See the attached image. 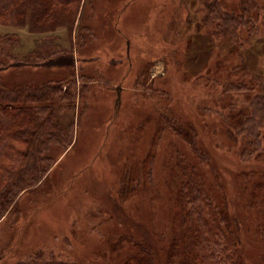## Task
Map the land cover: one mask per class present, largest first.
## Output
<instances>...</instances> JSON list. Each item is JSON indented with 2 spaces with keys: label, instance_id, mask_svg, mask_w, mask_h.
I'll use <instances>...</instances> for the list:
<instances>
[{
  "label": "rangeland",
  "instance_id": "1",
  "mask_svg": "<svg viewBox=\"0 0 264 264\" xmlns=\"http://www.w3.org/2000/svg\"><path fill=\"white\" fill-rule=\"evenodd\" d=\"M257 1L259 11L251 9V0H82L72 33L60 29L44 35L76 53L70 69L75 83L59 84L62 94L72 93V98L45 104L65 137L74 123V138L49 146L58 154L68 144L40 185L22 198L20 211L0 223V264H33L38 257V264H118L131 251L121 235L137 224L151 234L170 235L165 173L171 148L184 147L171 132L173 115L190 121L214 146L215 116L202 117L203 107L217 104L225 82L235 84L253 71L264 82V0ZM228 15L254 17V24L244 23L247 28L240 33L250 42L244 50L224 34L229 25L218 18ZM0 35L16 36L19 44L10 50L18 57H27L41 37L28 28L1 25ZM240 55L245 62L238 67ZM61 68H9L5 80L37 88L47 79H66L68 71ZM28 96L25 92L22 99ZM237 97L234 92L233 100ZM168 104L174 112L165 109ZM205 123L209 132L201 129ZM221 134L226 150L232 144L226 130ZM234 164L225 174L227 195L234 207L245 204L253 219L244 183L233 176ZM123 173L128 200L119 211L111 202ZM120 216L130 220L128 225ZM246 254L252 263L259 259L252 247ZM164 262L161 251L153 263Z\"/></svg>",
  "mask_w": 264,
  "mask_h": 264
},
{
  "label": "trees",
  "instance_id": "2",
  "mask_svg": "<svg viewBox=\"0 0 264 264\" xmlns=\"http://www.w3.org/2000/svg\"><path fill=\"white\" fill-rule=\"evenodd\" d=\"M81 2L0 0L1 26L28 28L32 33L41 35L27 57H18L12 52L13 49L10 50L19 44L16 36L0 35V223L13 211H20L22 198L40 185L58 158L67 152L66 146L74 138V123L69 126L65 137L53 120L52 108L45 104L60 100L63 96L72 98V93L62 94L59 84L66 80L71 84L74 81L70 69L74 67L73 54L76 53H73V47L67 48L56 43L57 40L45 39L44 35L60 29L72 33ZM249 4L251 9L259 11L257 0H251ZM215 13L219 15V12ZM218 20L229 25L230 30H224V34L231 36L232 44L239 46L240 50L248 47L250 42L239 37L243 29L254 24V17L228 15L226 19ZM60 60L63 63L58 66ZM237 60L238 67L245 62L241 55ZM23 67H62L68 72L66 79L65 76L59 80L47 79L37 88H21L18 79L9 85L5 80L6 70ZM253 72L235 84L225 82L223 91L220 89V94L216 96L217 104L203 107L202 117L207 113L215 116V127L210 130L219 143L216 142L214 146L206 144L205 136L190 121L173 115L175 124H170L171 132L184 147L171 148L168 173H165L168 177L165 209L168 212L166 218H169L172 226L170 235H154L141 224L135 228L133 225L132 232L121 235L120 241L127 242L131 251L118 264H154L155 256L161 251L165 253L164 264H264V82L257 72ZM25 92L29 96L22 99ZM234 92L240 95L235 100ZM227 93H231L232 97L225 95ZM223 98L229 101L224 104L221 101ZM168 105L165 109L169 113L174 112L172 105ZM114 110L117 111L116 106ZM201 129L209 132L206 123L201 125ZM223 130H226L225 137L232 144L226 150L220 146V132ZM52 143L68 144L56 154L50 150ZM219 160L224 161L226 166L224 162L220 164ZM232 162L238 170L233 176L242 180L246 188L244 193L247 194V205L254 212L253 219L247 214L245 204H241L240 208L234 207L227 195L225 174L231 172L228 164ZM124 181L123 173L119 190L114 193L111 202L119 211L125 209L128 200L123 196ZM136 185L138 187L140 183ZM168 194L170 197L167 200ZM120 217L128 225L130 220L126 216ZM249 247H252L253 253L257 250L259 253V259L254 263L246 254ZM134 248L137 250L132 251ZM120 250V255H123V249ZM142 253L147 256L141 257ZM40 260L38 257L32 263L38 264Z\"/></svg>",
  "mask_w": 264,
  "mask_h": 264
}]
</instances>
